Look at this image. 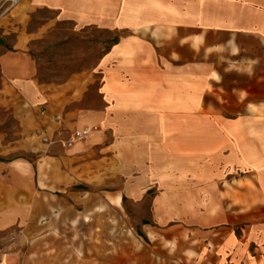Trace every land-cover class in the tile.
<instances>
[{
  "label": "crops",
  "instance_id": "crops-1",
  "mask_svg": "<svg viewBox=\"0 0 264 264\" xmlns=\"http://www.w3.org/2000/svg\"><path fill=\"white\" fill-rule=\"evenodd\" d=\"M61 1L63 21L72 13L77 28L115 38L76 74L73 97L71 83L61 103L50 87L47 96L64 113L100 75L104 110L84 116L108 119L110 147L126 139V156H141L142 178L127 180L126 193L151 224L140 227V250L125 249V264H264V0ZM13 49L2 60L20 71L6 74L24 101H38L47 86L33 78L24 41ZM33 253L0 264H49ZM77 253L79 264L102 263L101 251ZM115 258L110 251L106 264Z\"/></svg>",
  "mask_w": 264,
  "mask_h": 264
},
{
  "label": "rangeland",
  "instance_id": "rangeland-1",
  "mask_svg": "<svg viewBox=\"0 0 264 264\" xmlns=\"http://www.w3.org/2000/svg\"><path fill=\"white\" fill-rule=\"evenodd\" d=\"M61 3L0 0V258L24 259L34 249L49 264H79L77 251L85 250L91 258L101 251L106 264L111 251L125 264V249L140 250L147 243L140 227L151 224L126 193L127 180L142 178L141 156H126V139L110 147L108 119L98 125L84 116L104 110L100 75L66 106L81 118L49 106L47 96L50 87L61 103L62 86L71 83L73 97L76 74L94 68L115 38L107 29L77 28L72 13L63 21ZM21 39L33 78L47 86L35 102L24 101L15 75L6 74L20 71L16 62L2 60ZM86 129L84 139L71 140Z\"/></svg>",
  "mask_w": 264,
  "mask_h": 264
},
{
  "label": "built area",
  "instance_id": "built-area-1",
  "mask_svg": "<svg viewBox=\"0 0 264 264\" xmlns=\"http://www.w3.org/2000/svg\"><path fill=\"white\" fill-rule=\"evenodd\" d=\"M10 1H11V3H12V6L17 5V4L20 2V0H10ZM88 134H89V130H88V129L83 130V131H79V132L73 134V136L71 137V140H72V141L82 140V139H84Z\"/></svg>",
  "mask_w": 264,
  "mask_h": 264
},
{
  "label": "bare ground",
  "instance_id": "bare-ground-1",
  "mask_svg": "<svg viewBox=\"0 0 264 264\" xmlns=\"http://www.w3.org/2000/svg\"><path fill=\"white\" fill-rule=\"evenodd\" d=\"M203 205H205V203H203Z\"/></svg>",
  "mask_w": 264,
  "mask_h": 264
}]
</instances>
